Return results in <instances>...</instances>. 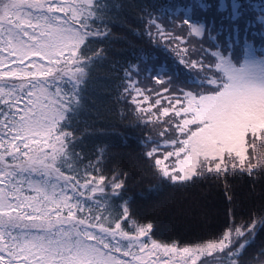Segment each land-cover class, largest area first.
<instances>
[{
  "label": "snow or ice",
  "instance_id": "1",
  "mask_svg": "<svg viewBox=\"0 0 264 264\" xmlns=\"http://www.w3.org/2000/svg\"><path fill=\"white\" fill-rule=\"evenodd\" d=\"M225 7L222 2L220 10ZM238 7L233 3V18ZM94 19L93 0H0V264H162L161 254L197 264V257L214 253L238 264L250 238L264 226V217L229 225L216 241L178 250L170 246L173 242L151 237V222L138 224L130 234L122 223L132 220L127 201L118 209L107 200L95 209L88 204L92 194L104 192V177L93 179L89 171H99L98 164L80 169L67 159L73 133L65 124L82 107L79 93L87 57L81 48L91 39ZM183 24L189 37H204V23L185 19ZM162 37L184 41L163 29L158 34ZM228 41V50L250 45L246 38ZM172 50L185 70H199V91L176 90L155 78L157 84L164 81L170 101L161 115L174 114L168 123L180 139L172 141L178 150L167 151L163 160L154 156L158 146L147 150L150 166L171 182L194 181L206 172L227 175L230 164L236 168L229 157L244 171L246 138H264V62L249 53L237 67L219 43L215 50L203 48L199 59L186 58L195 47ZM205 53L211 62H205ZM61 82L71 83L72 91H64ZM129 83L135 81L130 78ZM135 91L141 94L139 87ZM128 92L126 86L117 98ZM172 156L176 163L170 170L164 160ZM254 167L249 164L246 171ZM108 186L114 197L125 183L113 176ZM255 264H264V249Z\"/></svg>",
  "mask_w": 264,
  "mask_h": 264
},
{
  "label": "trees",
  "instance_id": "2",
  "mask_svg": "<svg viewBox=\"0 0 264 264\" xmlns=\"http://www.w3.org/2000/svg\"><path fill=\"white\" fill-rule=\"evenodd\" d=\"M246 1L264 6V0ZM206 2L94 0V31L89 33L91 39L86 41V48H81L87 57V76L79 93L82 107L70 113L65 124V130L73 133L67 159L80 169L98 164L99 171H89L93 179L104 177L105 183L100 185L104 192L92 194L88 204L95 209L96 203L103 205L107 200L118 209L127 201L132 220L122 221L126 230L131 234L138 224L151 222V237L157 242H173L170 246L194 247L216 241L229 225L250 224L252 219L264 217V169L229 170L227 175L219 176L206 172L194 181L171 182L157 175L158 169L150 166L152 157L145 155L160 141L148 137L158 112L148 105L166 94L162 83L173 72H180L181 67L180 56L172 50L179 45L177 41L158 38L160 20L183 25L180 16L187 5L199 7ZM254 50L262 53L261 47L255 46ZM193 70L184 80L196 84L199 90L200 72ZM157 77L164 81L157 84ZM130 78L135 84L129 83ZM126 86L129 92L118 99ZM136 87L141 90L139 96ZM183 88L192 89L187 83ZM153 89L159 90L160 95ZM159 153L160 149L154 156ZM113 176L125 183L121 194L114 197L108 186ZM250 239L238 264H255L260 259L264 226L258 227ZM216 259L218 264H229L223 254Z\"/></svg>",
  "mask_w": 264,
  "mask_h": 264
},
{
  "label": "rangeland",
  "instance_id": "3",
  "mask_svg": "<svg viewBox=\"0 0 264 264\" xmlns=\"http://www.w3.org/2000/svg\"><path fill=\"white\" fill-rule=\"evenodd\" d=\"M206 3H203V7L201 5L199 7H195L192 3L187 5L186 11L181 13V20L185 19L189 20L191 23H204L205 25V35L203 38L197 37H189L187 35L189 29L186 25H181L178 22H168L166 20H160L159 26L166 32H172L174 35H179L184 37V41H177L179 47L182 49L187 46L189 48L195 47L196 51L191 52L189 57L191 59H199L201 58V53L203 52V48H209L215 50L217 44L219 43L224 47L225 51L231 52L232 61L239 67L241 61L244 60L245 56L249 53L254 56V58L264 62V20L259 19L260 17H264V6H257L252 4L249 1L242 0H206ZM94 2V0H93ZM226 5L225 10L221 11L220 6L221 3ZM233 3L239 5L237 11L239 15L236 18H233L232 5ZM212 37H217V40H213ZM238 37L240 41H243L245 38L249 40L250 45L245 46V50L242 46L234 45L232 49H227L228 39H233ZM255 46L261 47L262 52L258 54L255 52ZM176 48V47H175ZM162 52H168V50H164V48H160ZM205 62H211L212 57L205 53L204 55ZM46 64V62H45ZM176 64V63H175ZM180 72H173V74L169 75L167 78L168 84L170 88L180 90L184 89L186 83L189 87H192L191 90H196V84L191 85L190 82H186L184 79L186 75L194 70H185L182 66L178 68ZM67 79V78H65ZM196 82V81H195ZM64 91L71 92L72 84L71 83H63L61 82L59 85ZM54 90V89H52ZM189 90V89H187ZM178 94V92L176 93ZM167 94H163V96L158 99L161 100V104L157 105L154 103L149 104V108L157 109L158 112L154 115V121L152 126V135L148 136L150 140L160 139L157 143L158 149H160V153L156 154L155 157L159 159H164L167 154V151H177L178 144H173L172 141H178L180 139V134L174 131V125L169 124L168 121L174 118L173 113H169L168 116L161 115L163 108L170 107V101L166 99ZM154 111V110H153ZM179 119V118H175ZM193 128L195 126H192ZM172 129L174 132H172ZM247 140V151H246V161H245V170L242 172H247V167L249 164L254 165L255 167L252 170L257 171L258 169H264V138H256L253 142L252 137L246 138ZM167 141V143H165ZM229 161H233L236 164V168L232 169L231 164L229 165V170H237L239 169L238 161H234L232 157L228 158ZM176 163V157H168L164 160V164L169 167L171 170L172 167ZM145 239V238H141ZM179 249H182L184 246H176ZM219 257V254H212L211 256L207 254H202L201 256L196 258L197 264H218L216 263V258ZM155 258V257H154ZM188 259L189 264H191L190 258L181 257L179 255L164 257L162 254L160 255V260L163 264V261L167 260L168 264H184V260Z\"/></svg>",
  "mask_w": 264,
  "mask_h": 264
}]
</instances>
